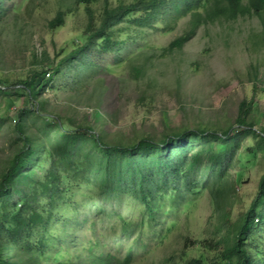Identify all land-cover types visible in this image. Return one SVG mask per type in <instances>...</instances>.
I'll return each mask as SVG.
<instances>
[{"label":"rangeland","instance_id":"rangeland-1","mask_svg":"<svg viewBox=\"0 0 264 264\" xmlns=\"http://www.w3.org/2000/svg\"><path fill=\"white\" fill-rule=\"evenodd\" d=\"M104 11L0 0L5 264H236L253 205L242 246L264 264V11L204 22L181 47L189 15L100 30ZM36 74L50 78L38 94L16 84ZM142 139L161 145L131 149Z\"/></svg>","mask_w":264,"mask_h":264},{"label":"trees","instance_id":"trees-1","mask_svg":"<svg viewBox=\"0 0 264 264\" xmlns=\"http://www.w3.org/2000/svg\"><path fill=\"white\" fill-rule=\"evenodd\" d=\"M80 2H85L87 4L91 3L94 0H79ZM109 0H105V11L104 18L101 23L100 30H104L109 27L111 22L117 21L118 18L128 15L130 12H141L140 23L143 25L145 21L152 22L153 19L160 15V18L169 14L168 22L171 23L173 18H179L184 16L191 17V26L192 29L187 31L185 34L177 37L176 40L172 42V46H183L193 35V32L204 22H212L219 18L226 19H236L238 17L251 16L253 14H262L264 11V0H135L128 6L121 5L115 8H109ZM89 12L91 10L89 9ZM175 14V15H174ZM88 43L85 44L87 46ZM81 49L78 48L74 51V54L80 53ZM50 81V78L46 79L42 74H36L31 78L26 80L16 81L17 85H23L24 88L29 90L32 94H38L45 84V82ZM0 86H9L8 79H0ZM251 110V103L243 101L240 105V114L237 118V124L239 128H246L247 122L246 117ZM193 136L205 137L204 133H194ZM187 137V134L178 132L169 136V142L164 143L162 146L167 147L169 144L174 147L175 140L182 141ZM161 144L148 141L147 139H142L139 143L134 144V147L131 149L136 150L146 146L157 148ZM107 151L108 147H105ZM24 152V151H22ZM124 153L126 151H123ZM24 153L18 155L19 160L22 158ZM131 154H135V151H132ZM19 162H15L13 166L9 169L7 173L10 176L14 173L15 169L18 167ZM6 175V176H7ZM264 185V180L262 181V188ZM6 188V187H5ZM263 192V191H262ZM256 205H253L252 211L246 215L241 224L240 234L243 238L238 239L235 242V245L231 249V252L237 256L236 264H256L254 260L248 255L246 249L242 246V240H246L248 237V232L250 231L251 223H254L255 218V209ZM230 256V255H229ZM0 264H5L3 257L2 249L0 248ZM105 264V263H102ZM187 264H202L201 260L193 259Z\"/></svg>","mask_w":264,"mask_h":264}]
</instances>
